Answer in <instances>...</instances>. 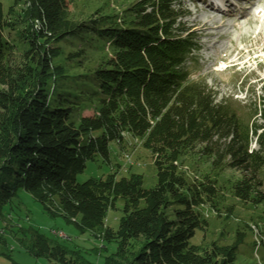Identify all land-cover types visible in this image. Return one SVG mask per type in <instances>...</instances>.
<instances>
[{
  "label": "trees",
  "instance_id": "trees-1",
  "mask_svg": "<svg viewBox=\"0 0 264 264\" xmlns=\"http://www.w3.org/2000/svg\"><path fill=\"white\" fill-rule=\"evenodd\" d=\"M22 2L17 17L27 26L20 29L25 47L17 63L3 34L15 22L0 2V84L6 85L0 88V216L25 191L80 232L103 228L104 240L116 249L101 264H236L241 236L207 247L191 242L208 225L197 207L215 200L218 177L228 167L241 171L232 195L264 202L262 131L260 147L251 149L264 120L244 121L235 105L217 101L204 79L188 77L187 61L200 46L173 27L181 12L171 0H139L131 7L134 17L118 24L110 14L72 19L69 0ZM89 31L112 37L115 52L85 72L84 81L60 89L67 75L53 63L62 52L58 43ZM87 105L93 113L82 114ZM259 112L264 119V103ZM125 132L144 137L156 170L154 186L145 187L142 173L133 171L79 181L87 160L100 155L110 162V144L121 143ZM197 147L212 157L211 167L189 181L178 160ZM119 198L123 213L114 229L105 219ZM28 248L55 264H99L35 231Z\"/></svg>",
  "mask_w": 264,
  "mask_h": 264
},
{
  "label": "rangeland",
  "instance_id": "rangeland-1",
  "mask_svg": "<svg viewBox=\"0 0 264 264\" xmlns=\"http://www.w3.org/2000/svg\"><path fill=\"white\" fill-rule=\"evenodd\" d=\"M22 1L19 0L9 13L14 0H0L6 18L15 22L14 26L3 31L15 63L20 62L25 47L19 33L20 29L27 26V21L21 19V16L17 17V12H21L23 6ZM137 1L69 0L70 17L82 20L110 14L114 16L115 22L125 24L134 17L131 7ZM171 1L173 8L181 12L173 27L178 33L193 38L200 46L191 53L193 58L187 61L188 77L204 79L214 91L217 101L235 105L244 121L261 124L264 120L259 112L264 103V15L258 13V9H264V0H229L228 11L211 4V0ZM234 8L237 9L235 13L239 19L231 14ZM219 9L230 14L220 13ZM213 16L219 22H224V25L206 29L203 23ZM258 32L260 34L257 37ZM112 44V37L96 36L93 31H89L87 37H69L59 42L62 52L53 63L61 66V72L67 75L60 89L84 81L85 72L104 65L115 52ZM76 51L81 53L70 60V54ZM239 51L238 60L232 61ZM5 87V84H0V88ZM254 106L259 110L257 114L253 112ZM2 112L0 109V115ZM81 113H93V105L84 106ZM261 131L264 140V127H258L252 140L255 149L260 147L257 137ZM143 140V136L125 132L121 143L111 142L110 162L104 161L100 155L95 160H87L84 169L77 174V179L83 181L87 177L105 176L109 172H115L120 177L133 171L142 173L145 187L154 186L156 170L151 153L143 146ZM211 159V156L200 153L198 147L184 151L178 160L179 169L189 181L201 178L210 170ZM262 170L264 174V167ZM240 177L241 171L237 168L228 167L221 172L215 200L197 207L207 219L208 225L197 230L191 242L207 247L212 242L230 244L241 236L236 264H264V202H242L232 195L231 186ZM122 207L123 199L119 198L115 207L108 209L105 225L114 229L118 227ZM102 230L95 234L89 230L80 232L61 215H51L40 202L25 191H19L13 201L5 205L0 216V264H55L43 256H35L29 250L34 231L45 235L50 242L57 241L66 245L77 256L79 254L101 264L116 249V243L104 240ZM142 241V238L134 241L133 247H138Z\"/></svg>",
  "mask_w": 264,
  "mask_h": 264
},
{
  "label": "bare ground",
  "instance_id": "bare-ground-1",
  "mask_svg": "<svg viewBox=\"0 0 264 264\" xmlns=\"http://www.w3.org/2000/svg\"><path fill=\"white\" fill-rule=\"evenodd\" d=\"M234 1H236V0H234ZM208 2H210V1H208ZM222 2V3H221ZM211 4H216V7H221V8H223V9H225L226 11H228V8H225L226 6H228V5H230V2H229V0H211ZM253 4H256V3H254L253 2ZM252 4V5H253ZM232 5H234V3H232ZM223 9H219L218 10V12H220V13H229L230 14V12H226V11H224ZM237 9L236 8H234L233 9V11L234 12H231V14L233 15V16H235L236 17V19H239L240 17H238L239 15H237L236 13H235V11H236ZM258 13H262L263 15H264V9L263 8H261V9H258ZM241 17H242V15H241ZM198 23V22H197ZM236 23V22H235ZM224 25V22H219V19H217V18H215L214 16H213V18H211V19H208L207 21H205L204 23H203V26L206 28V29H212V28H218V27H220V26H223ZM260 34V32H258V34L256 35L257 37H258V35ZM239 53H240V51L239 52H237L234 56H233V58L231 59L232 61H234V60H238V56H239ZM253 147H255V142H251V149H253ZM60 234L62 233V232H59Z\"/></svg>",
  "mask_w": 264,
  "mask_h": 264
}]
</instances>
